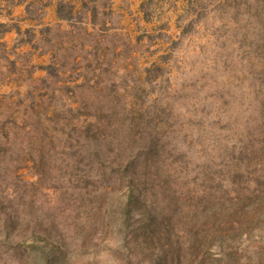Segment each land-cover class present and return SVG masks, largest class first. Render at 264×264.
<instances>
[{
  "label": "rangeland",
  "instance_id": "obj_1",
  "mask_svg": "<svg viewBox=\"0 0 264 264\" xmlns=\"http://www.w3.org/2000/svg\"><path fill=\"white\" fill-rule=\"evenodd\" d=\"M0 264H264V0H0Z\"/></svg>",
  "mask_w": 264,
  "mask_h": 264
}]
</instances>
